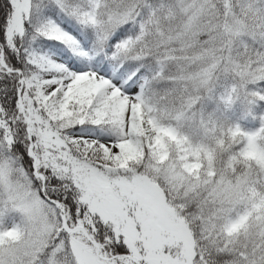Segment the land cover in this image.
Returning a JSON list of instances; mask_svg holds the SVG:
<instances>
[{
  "label": "snow or ice",
  "instance_id": "obj_1",
  "mask_svg": "<svg viewBox=\"0 0 264 264\" xmlns=\"http://www.w3.org/2000/svg\"><path fill=\"white\" fill-rule=\"evenodd\" d=\"M0 264H264V0H0Z\"/></svg>",
  "mask_w": 264,
  "mask_h": 264
}]
</instances>
